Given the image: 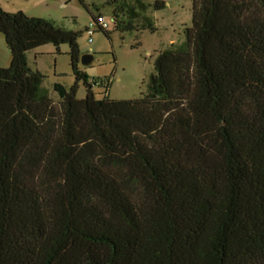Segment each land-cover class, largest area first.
Here are the masks:
<instances>
[{
	"label": "trees",
	"instance_id": "1",
	"mask_svg": "<svg viewBox=\"0 0 264 264\" xmlns=\"http://www.w3.org/2000/svg\"><path fill=\"white\" fill-rule=\"evenodd\" d=\"M105 3L153 28L145 0ZM0 33V264H264V0H191L136 99L94 96L77 31L0 6ZM47 43L75 77L57 102L26 60Z\"/></svg>",
	"mask_w": 264,
	"mask_h": 264
},
{
	"label": "rangeland",
	"instance_id": "2",
	"mask_svg": "<svg viewBox=\"0 0 264 264\" xmlns=\"http://www.w3.org/2000/svg\"><path fill=\"white\" fill-rule=\"evenodd\" d=\"M150 5L146 15L152 20V29L120 31L113 29L112 8L105 0H0L1 8L9 13L22 11L28 16L47 18L57 25L79 32L77 43L81 54H92L88 65L79 62V69L88 81H94L92 91L96 98L136 99L146 93L148 78L155 74L153 62L165 49L177 48L186 40V28L191 25V0H145ZM154 1L163 6L154 9ZM91 14L100 15L107 24L108 36L92 22ZM93 24L89 35L86 27ZM67 44H60L58 51L51 43L43 44L26 52L30 69L43 75L42 91L57 102L54 83L69 89L75 81L70 65ZM10 52L0 33V67H7ZM108 80L106 88L97 85ZM86 88L78 82L76 96L83 98Z\"/></svg>",
	"mask_w": 264,
	"mask_h": 264
},
{
	"label": "built area",
	"instance_id": "3",
	"mask_svg": "<svg viewBox=\"0 0 264 264\" xmlns=\"http://www.w3.org/2000/svg\"><path fill=\"white\" fill-rule=\"evenodd\" d=\"M97 22L102 28H106L107 27V24L102 21V17L101 16L97 18ZM92 27H93V24L90 22L88 27H87V31H86L87 34L89 35L88 41L92 40L91 37H90V35L94 32Z\"/></svg>",
	"mask_w": 264,
	"mask_h": 264
},
{
	"label": "water",
	"instance_id": "4",
	"mask_svg": "<svg viewBox=\"0 0 264 264\" xmlns=\"http://www.w3.org/2000/svg\"><path fill=\"white\" fill-rule=\"evenodd\" d=\"M93 59L92 54H81L79 57V62L82 65H88Z\"/></svg>",
	"mask_w": 264,
	"mask_h": 264
}]
</instances>
